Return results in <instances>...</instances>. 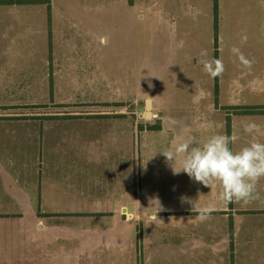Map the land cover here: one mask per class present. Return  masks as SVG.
Returning <instances> with one entry per match:
<instances>
[{
    "label": "crops",
    "instance_id": "1",
    "mask_svg": "<svg viewBox=\"0 0 264 264\" xmlns=\"http://www.w3.org/2000/svg\"><path fill=\"white\" fill-rule=\"evenodd\" d=\"M217 1L213 23L215 21L218 51L219 43L225 48L227 71L237 72L240 76L243 74V65L231 52L233 47L248 54L252 68L255 67L248 70L246 76L243 75V85L230 81L229 87L243 88V93L247 90L255 98L248 101L243 94V106L262 107L264 0H256L254 17L252 13L244 14L254 18L257 26L256 34L248 40L243 38L239 29L243 21V0H227L224 6ZM104 4L105 0H0V110H3L0 111V264H29L30 261L31 264H69L72 253L63 251L57 257L47 249V246L55 245L59 240L64 241L61 233L67 231L68 238L71 237L69 229L57 224L52 217L114 215L126 221L141 216L142 209L133 203L138 194L135 189L133 152L136 134L126 127L120 129V114L108 113L114 115L108 131L87 132L57 127V116L69 115L68 119L81 117L77 114L82 109L86 110L87 115H104L95 109L124 99L111 95L105 98L103 93L104 45L108 41L104 33ZM114 4L128 10L134 5L130 0H118ZM165 5L160 3V9ZM222 8L225 9L223 13L220 11ZM194 20L179 18L173 24L174 19L163 13L160 22L173 30L179 22ZM243 46L247 47L246 51H243ZM192 61L200 66L194 56ZM217 78L219 83L220 76ZM236 82L238 84H233ZM57 108L66 109L68 113H57ZM229 115L230 121L232 116H237ZM239 116H243V144L238 150L249 145L253 139L264 143V112ZM252 122L258 126L257 130L252 134L246 133L245 126ZM229 124L228 121V134ZM93 134L97 137H91ZM62 145L63 148H58ZM130 147L133 152L132 171L128 175H125V171L119 174L116 187L111 179L99 183L96 192L102 193L101 196H91L88 190H82V180L77 184L70 180L69 175L63 187L56 191V180L50 170L57 153L65 154L67 168L71 169L74 167L72 158L77 157L76 154H80L79 160L85 161L103 153L125 154ZM100 157L98 155L96 159ZM79 163L80 166L84 165ZM127 169L130 170L129 164ZM115 195H119L116 199L119 198L120 202L132 201L130 215L123 214V210L130 207L124 204L126 201L115 214L97 212L83 203L93 198L109 200ZM254 195L258 198L243 202V213L248 204L257 203L256 209L248 210L251 220L256 221L258 226V229H252L251 236L245 237L243 234V219L239 211H234V216H230L225 210H215L203 222L206 229L200 230H196L195 225L186 224L185 227L184 223L177 224L180 217L174 214L179 212L164 214V218L175 217L177 225L169 227L176 230L177 248L174 260L163 259L160 264H264V256L248 257L246 250L252 245L264 251V178L259 180ZM156 214L158 212L150 211V220L155 221ZM180 214L186 218L197 215L196 212ZM252 224L254 222L251 221ZM118 231L97 239L105 241L108 237H119V244L127 242L131 245L133 258L139 242L138 249L144 255L148 237L144 245L142 232L137 234L134 242L128 239L129 226L118 227ZM76 236L86 242L93 240L81 234ZM112 249H119L120 255L125 256L121 248ZM41 259L45 261L40 263ZM117 263L120 264L119 261Z\"/></svg>",
    "mask_w": 264,
    "mask_h": 264
},
{
    "label": "rangeland",
    "instance_id": "2",
    "mask_svg": "<svg viewBox=\"0 0 264 264\" xmlns=\"http://www.w3.org/2000/svg\"><path fill=\"white\" fill-rule=\"evenodd\" d=\"M115 1L118 0H105L103 11L104 33L108 39L104 45L103 93L105 98L111 95L117 99H124L95 109L104 115H87L86 110L82 109L77 114L81 117L68 119L69 115L57 116V127H66V130H87V132L108 131L114 116L108 113L120 114L118 117L120 129L126 127L130 131L134 130L136 134L133 152L135 189L138 194L133 203L142 209L141 216L128 218L126 221L114 215L52 217L57 224L65 225L69 229L71 237L68 238L67 231L65 234L61 233V236L64 235V241L59 240L55 245L47 246L48 251L57 257L63 251L72 253L69 264H118V261L120 264H160L163 259L174 260L177 248L176 230L169 227L170 225L184 223L185 227L188 224L195 225L196 230L206 229L203 222L207 219L202 221L198 215L186 218L180 214L183 212L191 215L194 212L193 205L186 201L194 202L197 207L214 204L216 211L225 210L230 216H234V211H239L243 219V234L245 237L251 236L252 229L256 230L258 226L256 221L251 220L248 210L256 209V202L248 204L244 213L243 201L224 204L219 200L221 191L219 185L209 188L190 179L184 172L174 174L171 164L162 154V151L189 139L197 141L195 146H202L210 137L218 134L236 138L234 142L229 143L233 152H238V148L243 144V116H239L243 114L235 113L243 111V94L248 101H254L255 98L247 90L243 93V88L229 87L230 81H238L243 85V75L248 74V69L243 66L242 76L237 72H228L224 63L223 44L219 43L218 51V42L215 41L214 35L215 21L213 23V10L217 0H130L134 3L130 10L115 5ZM226 1L218 0L217 3H222L224 6ZM160 3L167 5L160 9ZM255 9L256 0H243V21L239 29L243 33V38L247 40L256 34L257 26L254 18H248L244 14L252 13L254 17ZM220 11L223 13L225 9L222 8ZM163 13L174 19L173 24L179 18H195V20L188 23L179 22V25L171 30L161 25L160 19ZM246 50L247 47L243 46V51ZM202 52H206L207 56L202 57ZM243 54L247 59H251L248 54ZM219 55L225 71L218 83V78L215 80L203 71L200 60L219 59ZM193 56L195 60L198 59L200 66L193 63ZM254 69L255 67L251 70ZM213 80L220 88H214ZM147 98L151 99V115L144 118V101ZM59 111L68 113L66 109L57 108V113ZM229 114L237 116H232L230 121ZM91 137L97 135L93 134ZM58 148H63V145ZM133 152L130 147V151L125 154L122 152L98 154L101 156L98 160L96 159L98 155L92 154L94 159L85 161L79 160L81 156L76 154L77 157L72 158L71 164L74 167L71 169L67 168L65 154L57 153L52 162L54 166L50 170L51 176L52 172L54 173L56 191L63 187V182L69 175L70 180L76 181L77 184L82 180V190H88L91 196H101L102 193L96 192L99 183L111 179L116 187L119 174L122 175L125 171V175H128L132 171ZM79 162L84 165L80 166ZM174 166L177 168L180 166L179 159ZM75 187L79 189L80 186ZM117 196L109 200L93 198L83 203L97 212L115 214L117 208L120 211L121 204L126 201L120 202L119 198L116 199ZM55 203L57 204V200ZM118 203H120L119 207ZM124 204L132 208L131 200ZM125 209L124 216L130 215L131 211ZM150 211L161 215L156 214L157 219L152 221L149 217ZM174 212H179L174 214L180 217L177 224L174 216L162 217L164 214ZM42 220L47 223L46 220ZM251 221L254 224L251 225ZM128 226L130 241L135 242L137 234L142 232L145 245V238L148 237L147 252L145 250L144 255L138 249L139 242L133 258L131 245L127 242L119 244V237H108L105 241L97 239L110 232H119L118 227ZM76 234L85 235L93 240L83 241ZM112 247L124 250L125 256L120 255L119 249L113 250ZM246 250L248 257L264 256L263 250L252 245ZM44 261L45 259H41L40 263Z\"/></svg>",
    "mask_w": 264,
    "mask_h": 264
},
{
    "label": "clouds",
    "instance_id": "3",
    "mask_svg": "<svg viewBox=\"0 0 264 264\" xmlns=\"http://www.w3.org/2000/svg\"><path fill=\"white\" fill-rule=\"evenodd\" d=\"M231 52L245 68L251 70L252 61L247 59L238 47H233ZM201 56H207V53L202 52ZM200 63L203 71L213 79L225 71L221 59H201ZM257 128L252 122L247 124L244 130L252 134ZM235 139L218 134L210 137L202 146H195L197 141L189 139L162 151V154L171 164L174 174L184 172L190 179L209 188L219 185V200L224 204L241 201L248 203L258 198L254 194L259 180L264 178V143L253 139L249 145L233 152L229 143ZM178 159L180 166L177 168L174 164ZM186 202L193 205L192 211L196 212L202 221L215 211L214 204L197 207L192 201Z\"/></svg>",
    "mask_w": 264,
    "mask_h": 264
},
{
    "label": "trees",
    "instance_id": "4",
    "mask_svg": "<svg viewBox=\"0 0 264 264\" xmlns=\"http://www.w3.org/2000/svg\"><path fill=\"white\" fill-rule=\"evenodd\" d=\"M215 35V41L217 40V36L216 33ZM215 80H217V78H215ZM217 84L215 82V87L217 88ZM260 112H264V106L259 107V106H243V111H240V113H235V114H243V113H260Z\"/></svg>",
    "mask_w": 264,
    "mask_h": 264
},
{
    "label": "water",
    "instance_id": "5",
    "mask_svg": "<svg viewBox=\"0 0 264 264\" xmlns=\"http://www.w3.org/2000/svg\"><path fill=\"white\" fill-rule=\"evenodd\" d=\"M150 109H151V99L147 98L144 101V110H143L144 118L150 117L151 115ZM127 210L131 211V208H128Z\"/></svg>",
    "mask_w": 264,
    "mask_h": 264
}]
</instances>
